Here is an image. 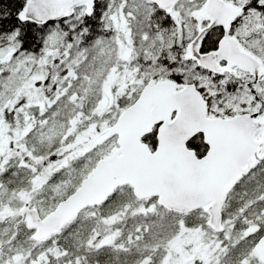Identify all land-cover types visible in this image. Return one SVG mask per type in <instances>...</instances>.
<instances>
[{"label":"rangeland","instance_id":"rangeland-1","mask_svg":"<svg viewBox=\"0 0 264 264\" xmlns=\"http://www.w3.org/2000/svg\"><path fill=\"white\" fill-rule=\"evenodd\" d=\"M130 1L119 0L116 8L104 12L105 28L114 35L97 41L88 72L71 65L72 62H67L64 69L63 65L52 71V65H59L55 60L67 54L61 39L56 45L49 40L44 55H41L43 47L40 55H31L20 52L14 39L0 38V82L7 84L11 77L10 85L0 87V244L4 245L0 250V264H43V255L51 242L5 243L9 237L7 228L20 217V207H35L41 216L48 213L52 198L62 195L74 180L84 175L85 169H91L94 161L109 155L117 146V137L107 133V128L121 113L119 99L140 94L152 77L164 78L158 76L161 62H156L163 55V46L148 38L146 45L135 41L137 15L144 10H139L135 3L129 4ZM146 6L151 8L150 4ZM200 9L196 0H186L174 8L173 35L178 42L190 27H199L193 16L201 17ZM48 74L53 76L50 84H45ZM16 169L26 170L25 179L17 189H9L2 178L5 172ZM256 174L250 177L249 186L258 180ZM260 198L262 201L264 194ZM148 205L152 209L154 202ZM255 221L256 226H252ZM183 223V229L173 237L169 253L161 264H196V261L243 264L245 260L253 263V256L235 262L227 255V248L221 247L223 238L214 235L211 227L208 230ZM249 224L250 234L264 228L263 208L249 211ZM114 228L127 227L117 221ZM228 228L224 236L235 226L230 223ZM20 235L24 237L25 232ZM35 250L37 253L30 255ZM254 253L258 256L255 250Z\"/></svg>","mask_w":264,"mask_h":264},{"label":"trees","instance_id":"trees-1","mask_svg":"<svg viewBox=\"0 0 264 264\" xmlns=\"http://www.w3.org/2000/svg\"><path fill=\"white\" fill-rule=\"evenodd\" d=\"M184 1L186 0L179 3ZM196 1L202 6L203 0ZM228 1L231 2V0ZM6 2L10 5L12 0H6ZM118 2L119 0H94L93 8L90 11L91 15L86 13L84 7H79L75 9L71 17L49 22L42 28L35 24L22 26L26 34L15 41L23 52L40 55L39 52L42 49L46 35L53 29L56 33L58 24L59 32L67 33L66 37L60 36L61 44L65 47V51L67 49V54H61L62 57L55 60V63H59V65H52V71H57L63 65L62 69H64L67 62H72L71 65L88 72L93 64V50L94 47L96 48L97 41L101 37L114 35L111 30L105 28L103 16L105 11L109 12L116 8ZM131 3H135L139 10H144L137 15L138 27L135 24V41L140 40L145 45V39L147 41V38L149 41H155L159 47L163 46V54L168 52L174 43H179L177 37L173 35L175 30L173 26L176 24L173 23L171 15L169 16L168 13L161 10L154 3H149L148 0H132L129 4ZM148 4L151 5V8L146 6ZM73 27L75 32L72 31ZM10 28L11 24L9 30ZM85 28L87 34L82 35V29ZM74 36L78 38L79 42L74 39ZM137 36L142 37V39ZM21 43L23 47H20ZM156 62H161L160 67L166 63L157 59ZM52 76L49 77L48 74L44 83L50 84L49 80L52 79ZM138 96L139 94L134 97L119 99L118 107L121 112L132 104ZM146 137H149V139H144V141L154 149L157 145L156 129ZM188 145L191 148V145ZM205 153L206 147L201 143V147L196 154L202 156ZM260 163L244 175L230 192L222 209L223 220L225 221L223 231L215 232L213 230L214 235L223 238L221 247L227 248V255L233 257L235 262L243 260L246 256H253L252 264H255V262L262 264L258 256H255L254 246L258 238L264 235V228H258L255 234L248 232L250 229L248 228L250 225L249 211L256 210L257 207L264 209V198L260 201L262 199L260 197L264 194V160ZM25 171L16 169L12 173L5 172L2 181H6L9 189H17L25 179ZM84 171V175L74 180V183L62 195L52 198V208L75 190L90 169ZM255 172H258L256 174L258 180L249 186L250 177ZM29 179L30 177L27 176V180ZM151 202H154L152 209L148 207ZM117 221H121L122 225L126 224L127 228H114ZM182 221L186 226H203L205 227L203 229H211L208 228L204 208L190 213L170 211L159 205L156 197L137 201L132 187L125 185L117 188L100 205L86 208L76 218L64 225L58 233L43 240L34 241L31 238L33 229L30 226L29 228L26 227L28 221L19 217L11 225V228H7L9 229L7 234L9 237L5 243L15 244L22 240L23 242L40 245L42 242H51L52 245L43 255V264H161L169 253L173 237L183 229L181 228ZM230 223H233L235 228H230L229 235L224 236V231L229 229ZM251 224L256 226V221ZM138 226L140 228H137ZM115 229L119 231L114 232ZM22 231L25 232L24 237L20 235ZM0 245L4 247L3 244ZM36 253L37 250L30 255ZM26 259L29 260L30 258ZM196 264H199V262L196 261Z\"/></svg>","mask_w":264,"mask_h":264},{"label":"water","instance_id":"water-1","mask_svg":"<svg viewBox=\"0 0 264 264\" xmlns=\"http://www.w3.org/2000/svg\"><path fill=\"white\" fill-rule=\"evenodd\" d=\"M182 0H153L164 12L171 14ZM62 10L71 15L84 7L89 13L94 0H59ZM230 4V3H229ZM219 9V13L217 10ZM219 14L228 18L231 13L213 0H206L202 17ZM54 22V21H49ZM168 79H150L138 98L127 106L107 133L117 137V146L109 155L99 158L70 194L60 200L48 213L41 216L38 209L23 205L19 209L22 220L33 229L34 241L58 233L64 225L88 207L98 206L117 188L129 185L136 198L156 197L167 210L190 213L205 208L207 224L215 232L223 226L222 209L230 192L264 157V134L251 140L237 131L228 136L221 146L217 132L210 123L193 118L179 92ZM157 129V145L152 149L144 138ZM203 129L204 138L217 141V148L209 160L191 155V137ZM200 158L208 163L197 164ZM2 246L0 245V250ZM254 250L264 263V235L255 243Z\"/></svg>","mask_w":264,"mask_h":264},{"label":"snow or ice","instance_id":"snow-or-ice-1","mask_svg":"<svg viewBox=\"0 0 264 264\" xmlns=\"http://www.w3.org/2000/svg\"><path fill=\"white\" fill-rule=\"evenodd\" d=\"M213 2L220 9L227 8L231 15L222 18L216 14L215 19L193 16L199 27H190L179 43H174L158 58L166 62L158 76L168 78L167 82L179 92L193 118L214 126L222 146L234 131L250 140L264 134V0ZM62 8L59 0H12L10 5L0 0V38L19 40L26 34L22 26L35 24L42 28L49 21L71 15ZM72 31L75 32L74 27ZM81 34L86 35L87 29H82ZM66 35L59 32L57 24V32L50 30V36L45 38L41 55L47 52L49 40L56 45L60 36ZM74 39L79 42L77 37ZM10 84L11 77L7 84L0 82V87ZM207 130L191 137L188 143L191 155L203 143L210 160L217 141L204 138ZM259 151L264 153V147ZM195 163L208 161L198 158ZM243 264L250 261L245 260Z\"/></svg>","mask_w":264,"mask_h":264},{"label":"flooded vegetation","instance_id":"flooded-vegetation-1","mask_svg":"<svg viewBox=\"0 0 264 264\" xmlns=\"http://www.w3.org/2000/svg\"><path fill=\"white\" fill-rule=\"evenodd\" d=\"M182 1H183V0H182ZM205 1H206V0H203V4H202L201 9H200V16H201L200 18H204V17H202V15H201V11H202V7L204 6ZM180 2H181V1H180ZM228 2H229V1H228ZM178 3H179V2H178ZM229 3L231 4V2H229ZM177 5H178V4H177ZM177 5H176V6H177ZM156 6H157V5H156ZM176 6H175V7H176ZM157 7H158V6H157ZM161 10H162V9H161ZM214 38H215V37H214ZM211 44H212V41H209V46H211ZM19 51L22 52V49L19 48ZM150 79H157V80H159V79H161V78L158 79V78H156V77H152V78H150ZM150 79H148V81H149ZM163 79H168V78L166 77V78H163ZM148 81H147V82H148ZM147 82H146V83H147ZM146 83H145V84H146ZM145 84H144V86H145ZM144 86H143V87H144ZM155 129H156V128H155ZM156 131H157V129H156ZM261 137H262V135H259L258 137H257V135H256V138H257V139H261ZM188 144H189V143H188ZM188 146H189V145H188ZM206 152H207V151H206ZM205 154H206V153H205ZM205 154H203V155H205ZM203 155H202V156H203ZM202 156H199V157H202ZM263 160H264V158L258 159L257 164L260 163V162H262ZM257 164H256V165H257Z\"/></svg>","mask_w":264,"mask_h":264}]
</instances>
